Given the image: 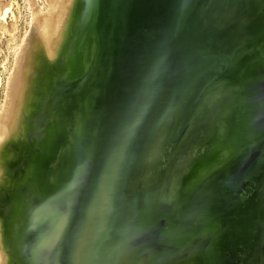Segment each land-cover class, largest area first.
<instances>
[{
  "label": "water",
  "instance_id": "95a60500",
  "mask_svg": "<svg viewBox=\"0 0 264 264\" xmlns=\"http://www.w3.org/2000/svg\"><path fill=\"white\" fill-rule=\"evenodd\" d=\"M88 28L38 113L87 138L38 175L9 263L264 264V0H93Z\"/></svg>",
  "mask_w": 264,
  "mask_h": 264
},
{
  "label": "rangeland",
  "instance_id": "374dc122",
  "mask_svg": "<svg viewBox=\"0 0 264 264\" xmlns=\"http://www.w3.org/2000/svg\"><path fill=\"white\" fill-rule=\"evenodd\" d=\"M75 2L76 0H0V157H2L4 152L7 153V158L6 159L3 158L1 160L2 162L6 161V166L8 168V172L10 175V177L3 184L0 185V203H2L3 198L5 197L4 198L5 206L3 207L0 206V225L3 226L0 227L3 228L5 232H17L18 230L17 226L22 221H26L28 219L29 213L32 212V209H34V207L38 202V199L36 198L38 196L37 188L35 191L32 190L33 188L28 189L27 202L26 204L23 203V205L25 204V210L22 214H20V211L23 206L20 207L18 205L19 210L15 212L13 227L12 228L9 227V224H7L8 220L6 219L7 212L4 209L7 208L6 205L9 203L8 200H10V197H12V195L15 193L18 187L17 181L19 180L21 175L26 171L27 163L24 161L25 160L24 156L26 157L27 154L25 150L27 148H30L27 145V143H29V145L32 144V147L35 145V143L37 145V142L43 143L42 145L43 154L41 155V157H39L40 159L38 158L39 160V161L37 160L38 168L34 172V174L36 175H40L41 172L43 173L42 169L44 170L46 168H49L50 165L52 166V164H55L54 163V161L56 160L55 156L57 155L58 152H60L61 150L60 146L62 145L64 146L65 144V143L62 144L60 142L61 141L60 139L63 137V133L61 129L59 131V134H61L60 138L59 136H57V138H52L43 135L44 128H46V126L51 125L54 128V130L55 127L56 128L59 127L58 121L54 120V118L51 117L40 118L41 115L38 116L39 112L35 113L36 111H34V109H31L30 111H32V114H37L36 116L39 117V124L41 125L42 123L44 125L47 123L48 124L45 127H43V125L42 126L39 125V127H37L38 129L36 130L33 121L31 126L32 128L29 129V132L32 135V137L30 138H32V140L27 142V140L22 139V137L19 139H14V137L12 136L6 137L4 134H1V130L4 129L5 127V125L3 124L4 121L3 119L7 114L6 111L8 108V99H9L8 95L10 93L11 83L14 79V74L16 69L18 70V68H20V65L25 61L26 53H29L28 58H32L35 55V51L37 50L36 49L37 45H40V48L38 49V52H36V55L40 57V59L44 60L43 63L44 66L41 67L42 73L44 70L46 75L49 74L52 77L49 78L50 89L51 88L54 89L52 92L54 93L55 90H57V87L54 85L53 82L56 81L57 84L59 83L61 84L68 82L69 79L71 80L72 78L71 75L73 70L66 76L55 74L57 73V71L53 69L55 67L54 63L50 60L47 53L42 49L43 38L41 36L40 28L44 19L53 16L55 17L54 18L55 21H57V26L58 24H60L61 31H65L68 26V20L70 21V16L73 12V9H75V5H76ZM88 15L89 14H86L85 17L86 24L87 23L89 24V21L87 20ZM70 35L71 34H69V38L64 39V41L61 40L59 42V46L56 48V53L58 55L64 56L69 47V44H71L72 50H70L69 56L71 57L73 69H74V63L76 64L75 61L76 55L74 56V53L76 52V46L79 47V44L81 43L82 44L81 48H83L84 40L82 39L81 41L78 40V37L80 36V32L78 34L73 35L72 37ZM35 39H37L38 41H36V43L34 44L33 42L35 41ZM23 55H25V57ZM57 79L61 80V82H59ZM35 81H36L34 85L35 90L41 89L44 86H46V79H44V77L36 79ZM51 95L52 94L50 92L49 97L43 100L42 104L37 105V109H38L37 111H40V109L44 107V104L45 105L47 104L46 102L47 100H49ZM29 113L27 116L31 117ZM3 136H5L6 138L5 137L3 138ZM50 147L52 148L54 147L51 152L49 151ZM57 159L61 160L60 157H58ZM42 177H43V182H45L44 175ZM43 182L41 181V183ZM35 183L36 185L34 186H37L38 181H36ZM41 183L38 186H41ZM30 191L33 192L29 196ZM20 198H21V193L18 195L16 194L14 202L16 201L17 204V199L18 201H20ZM35 211L36 210H34L33 213H35ZM0 235L1 236L3 235L2 232H0ZM10 238L9 239L12 240L13 237L11 236ZM6 251L7 249L5 248V246L1 244L0 264L2 263L11 264V262L9 263L8 261V255L6 254Z\"/></svg>",
  "mask_w": 264,
  "mask_h": 264
},
{
  "label": "bare ground",
  "instance_id": "6f19581e",
  "mask_svg": "<svg viewBox=\"0 0 264 264\" xmlns=\"http://www.w3.org/2000/svg\"><path fill=\"white\" fill-rule=\"evenodd\" d=\"M61 2H63V1H61ZM75 3H76L75 9H73V12L70 16V21L68 20V26H67V29L65 31H61L60 24H58V26H57V21H55V19H54L55 17H53V16L47 17L46 19H44L43 23L41 24V28H40L41 36L43 38V44L41 43L43 46L42 49L47 53L50 60L54 63V66L60 72L59 74L62 76H66L72 70H73V72H72L71 77L79 76L80 74L85 72V70L88 67L89 58L91 56V51H92V47H93V40L91 39V41H90L88 39V30H89L88 26H89V24L88 23L86 24V18H85L86 14H89L87 17V20L90 23V10H91L92 5H93V0H76ZM3 16H4V14H3ZM62 21H64V20H62ZM79 32H80V36H79L80 38L78 37V40L79 41H81V39L84 40V42H83L84 47L81 48V46H82L81 43L79 44V47L76 46V52L74 53V56L76 55V60H75L76 64L74 63V69H73L72 60H71V57L69 56L70 50H72V48H71L72 45L69 44V47H68L64 56L58 55L56 53V48L59 46V42L61 40L64 41V39L69 38V34H71L70 36L72 37L73 35L78 34ZM71 37H70V39H71ZM78 40H77V42H78ZM39 48H40V45H37V47H36L37 50L35 51V55L32 58H28L29 53H26V57H25V55H23L26 59H25V61L23 60L24 62L20 65V68H18V70L16 69V71H15L14 79H13V81L11 83V87H10V93L8 95L9 99H8V108L6 111L7 114L3 119L4 120L3 124L5 125V127H4V129L1 130V134H4L6 137L12 136V137H14V139H19L22 137V139L27 140V142L32 140V138H30V137H32V135L29 132V129L32 128L31 126H32V123L34 121L33 115H35V114H32V111H30V110L34 109V111H36L35 113H38L39 111H37L38 110L37 105L42 104L43 100L48 98L50 95V92L52 90H54L52 88L50 89V86H49V83H50L49 78L51 76L49 74L46 75L44 70L42 73L41 67L44 66L43 65L44 60L40 59V57H38L36 55V52H38ZM21 59H22V57H21ZM41 74H42V77H41ZM43 77H44V79H46V86H44L41 89L35 90L34 89V85L36 82L35 80L39 79V78H43ZM55 108L56 107H54V109ZM39 109H40V107H39ZM29 111H30V113H29ZM69 112H70L69 106L67 105V108H65L64 112L62 113L63 114L62 117H60L58 120L59 127H57V128L55 127L56 131L54 130V128L51 125L46 126L48 123L45 125L42 123L43 127L46 126V128H44V134L43 135L46 137L49 136L52 138H57V136H59V138H60L61 134H59V131L61 129L62 133H63V137L60 139L61 140L60 142L62 144L66 143L67 141L68 142L69 141H73V142L75 141L74 143L77 144V142L81 143V141L86 139L87 135L85 137L83 136L84 132H85V128L83 131V128H82V125H80V122L75 120L72 117L71 112H70V114H69ZM28 113L31 115V117L27 116ZM54 120H55V118H54ZM97 134H98V132L96 134H93V135L96 136ZM5 136H3V138ZM85 144L89 145L88 147H91L93 145V140L90 138L89 142H88V140L85 141ZM27 145L30 148H27L25 150L27 156L26 157L24 156L25 160L23 158V160L27 163L26 164V171L21 175V177L17 181L18 187H17L15 193L12 195V197H10V200H8L9 203L6 205L7 208L4 209L7 212L6 213V219L8 220L7 224H9L10 228H12L13 224H14L13 220L15 218L14 217L15 212L19 210V206H18L19 204H16V201L14 202L16 194L18 195L21 193L20 199L24 200V203L26 204L27 198H28V189L34 188L35 187L34 185H36V183H35L36 181H38V183H37L38 185L41 183V181L43 182V177H38V175L34 174V172L38 168L37 160L43 154V149H42L43 143L37 142V145L35 143V145L33 147H32V144L29 145V143H27ZM62 146H60V149L62 148ZM53 148L50 147L49 151L51 152ZM55 157H56V160L54 161V163H55L54 165L59 163L60 160L57 159L58 157H60V159H61L60 152H58ZM3 158H5V159L7 158L6 152H4L2 157H0V185L3 184L10 177L9 172H8V168L6 166V161L2 162V160H1ZM20 166H21V164H20ZM179 166L180 165L176 166L175 170H180ZM185 174H186V172H185ZM190 174L188 173L186 176L188 181L190 180L189 178L191 177ZM182 175H183V173H182ZM179 179L177 177L176 181ZM38 185L36 187H38ZM22 196L25 198L23 199ZM4 198H3V200H4ZM36 198L38 199V196ZM17 202H18V199H17ZM25 204L23 205V207L20 211V214H22L24 212ZM6 219H5V221H6ZM23 222H25V221H22L17 226V228L21 224H23ZM0 226L3 227L2 225H0ZM1 227H0V232H2L3 235L2 236L0 235V245L2 244L3 246H5L6 249H8V247H9V244H8L9 238L8 237L9 236H7L8 233L6 234L5 230H3V228H1ZM6 261H5V263H6ZM142 263H143V261H142ZM185 263L186 264H194L193 262L190 263L188 260Z\"/></svg>",
  "mask_w": 264,
  "mask_h": 264
}]
</instances>
